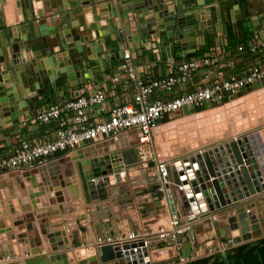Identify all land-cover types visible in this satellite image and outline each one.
Returning a JSON list of instances; mask_svg holds the SVG:
<instances>
[{"label":"crops","instance_id":"obj_1","mask_svg":"<svg viewBox=\"0 0 264 264\" xmlns=\"http://www.w3.org/2000/svg\"><path fill=\"white\" fill-rule=\"evenodd\" d=\"M49 1L51 9L43 16L45 23L42 26L37 25V33L45 34V36H41L42 38L39 40L34 37L33 43L35 45L33 47L30 45L31 50H41L45 56L46 48L43 47L42 39L46 38L51 53L66 52L72 59L78 60L79 52L77 50H84L85 60L79 63L81 69L79 71L76 69V77L70 79L65 74H59V78L55 81L56 87L48 79H41L38 76L35 80L31 68H27L25 73L20 72L18 69L20 66L10 64L12 63L11 48L3 47L2 44H6L7 36L11 38V27H17L20 44L34 36L35 30L31 23L38 18H43L42 16L39 17L44 8L43 2L25 1L24 3L23 0L21 1V14L25 21L22 24L19 19L21 15L17 7V0H2L0 2V75H3L4 82L10 86V77L15 76L17 78V84H20L21 88L16 91L15 89L14 91L11 90V92H15L19 100L22 101L20 102L22 104L21 109L15 112L18 119L7 125V130L0 132V142L5 140L0 145V158L10 156L15 146L23 140L36 144L55 139L56 123L22 126V121L28 116L45 110L53 103L60 104L78 94L93 93L98 88L106 90L109 105L130 102L135 92L134 85L128 84L127 86L122 83L117 88H113L112 83V78L117 75H122L124 79L122 72L123 54L127 50L131 52L138 75L144 80L160 79L176 74L177 70L174 66L176 62L223 51L229 53L235 61V70H221V75L225 78L255 63H261L264 66V48L257 53H251L247 49L254 39H264V0H206L205 6L201 9L204 16L199 14L197 16L200 21H197L196 16H193L196 28L203 25V33L201 37L193 39V27H188L189 35L192 36L186 42L187 48L185 50L179 43H171V38L170 41L167 38L159 41L155 36H152L154 46H146L141 33L137 39H132L130 35L139 30L137 29L139 21L143 20L141 11L126 9L131 7L132 3L125 5L126 10H122V4H117V0H99V10L97 14L93 10L88 13V22H93V17L96 15L102 17L106 23H111L110 13L118 12L119 16L113 19L112 29L115 28L117 33L124 31L126 36L125 41L121 44V49L117 45L114 33L110 38L108 37L103 43V48L107 54H96V47L92 45L95 32H86L83 27L77 28L83 24V19L80 11L73 12V15L70 16V12L75 8V0ZM178 2L179 4H177ZM165 3L169 7L177 4L180 10L185 11V5L181 3V0H165ZM201 19L204 21L201 22ZM224 27L225 29H223ZM6 28H8V32L5 35ZM200 29L202 30V28ZM239 47H243L242 52H239ZM112 48H114L113 51H107ZM203 49H207L206 52L202 56H197ZM19 55L22 56L23 52L21 51ZM76 64L75 68H77ZM200 79V75H197L196 82H201ZM180 93L181 91L177 90L175 95ZM0 94H5V91ZM15 103L17 100L13 97L11 99L12 106ZM12 106L10 105L9 108ZM194 116L197 115L191 114L188 117L190 119ZM5 121L0 110V124H4ZM73 154L76 153L49 163L39 169L37 174L13 172L0 176V258L2 260H11L12 258L9 256L13 254L15 255V264H24L21 257V250L24 248H28L29 251L36 249L51 251V247L57 244L55 240L58 239L56 237L58 233L60 235L65 233L64 237L70 240V247L79 246V244L81 247H94V242L99 236H108L117 229L115 227L116 222L113 220L116 215L112 214L113 218L111 219V215L108 217L107 210L100 208L103 204L87 200L80 180L78 166L81 161L92 160L100 153L95 149L93 153L84 152V156L77 153L74 158L72 157ZM83 157L86 160H83ZM144 179L152 183L151 178L145 177ZM63 181L69 182L70 185L61 187ZM53 186L54 189L52 190ZM159 197L155 188L152 187L146 190L145 195L133 200L134 206L139 208L138 204L141 206L142 203L150 206L160 205ZM112 200L118 205L115 208L125 206L120 204L122 199L119 197ZM104 204L109 205V202ZM148 210H150L148 213L159 212L157 207ZM247 210L258 220L260 219L259 212L264 215V204L257 207V210L251 208ZM136 211L129 208L123 209L122 213L117 214V216H121L124 225L131 221L136 224L134 218L141 219L140 210ZM235 212L236 210H233L230 213L234 214ZM211 225L195 227L198 240L203 244L206 235L214 237L213 232H210L212 230ZM222 225V227L220 226L222 237H226L229 233L228 225ZM263 228L261 227L262 230ZM199 229H204L201 233L208 230L209 232L202 235L199 233ZM44 232L53 235L51 238L54 240L53 244L49 243L43 234ZM139 242L140 240L135 241L136 244ZM209 244L208 241L205 246H209ZM41 257L43 256H31L28 259ZM149 261L152 264V256H149Z\"/></svg>","mask_w":264,"mask_h":264},{"label":"built area","instance_id":"obj_2","mask_svg":"<svg viewBox=\"0 0 264 264\" xmlns=\"http://www.w3.org/2000/svg\"><path fill=\"white\" fill-rule=\"evenodd\" d=\"M263 48L264 39L262 38L254 39L247 47L251 53L261 52ZM238 50L242 52L243 47H239ZM123 58L124 79L122 75H117L112 78V83L113 88H117L122 83L127 86L128 84L134 85L135 92L130 102L109 105L106 90L98 88L93 93L78 94L63 103L49 105L45 110L23 120L22 126L56 123L55 139L36 144L30 143L28 140L19 142L10 156L0 158V176L13 172L31 171L64 159L72 153L83 155L87 151L93 153V150L96 149L105 156L107 159L105 163L113 169L122 166L127 170L144 172L148 177L151 175L156 192L163 198L166 205L171 207H169L171 217L169 222L160 225L155 231H144L142 234L132 231L124 238L118 239H113L111 235H102L96 239L93 246L101 248L141 239L144 246L150 249L154 242H165L166 249L172 254L171 257L179 259L180 264L199 260L206 250L199 249L197 251L198 237L194 233V227L213 218L207 216L209 214L208 204L201 203L202 200L205 201L203 194L199 198L198 194L201 193L196 194L190 185L191 181L197 177V169L193 164L189 167V163H184L183 160L188 161L196 154L213 149L212 144L199 145L181 155L162 160L156 153L154 145L161 146L160 141L165 135L160 132L162 127H169L168 125L177 121L188 120L189 115L183 114L186 109H194L196 115L210 111L213 113L222 106L228 105V102L235 103L243 99L252 90L264 91V66L261 63H255L225 78L221 75V70H235V61L229 53L223 51L176 62L174 65L177 70L176 74L160 79L144 80L136 71L131 52L125 51ZM197 75H200L201 78L199 83L196 82ZM256 84H259L258 88L254 87ZM177 90H180L181 93L175 95ZM243 91L245 93L238 96ZM187 123L189 122L187 121ZM261 131H264L263 124L249 127L243 132L230 134L216 142L224 145L230 140H242L245 147L248 143L251 147L250 150L255 152V144L257 145L255 138ZM155 137H157V141L154 142ZM244 138L247 139L246 143ZM133 148L137 149L139 160L135 164L125 165L122 154ZM259 151L263 154L264 144L260 145ZM256 158L259 159V156L256 155ZM95 160L98 159L92 161ZM171 164H177L178 172L182 173L180 175L182 185L176 186L177 191L185 192L188 188L195 197V203L190 204L194 215H188L184 205H182L181 213L178 209H174V198L171 193L172 183L169 180L168 172V167ZM98 170L100 173V169ZM98 172L92 173L94 175L93 182L100 179L110 181L105 175L96 176ZM116 176V179L120 177L117 173ZM118 180L120 181V178ZM111 185L113 183L105 186V189ZM202 208L207 211L202 212ZM195 209H198L199 213ZM217 211L218 215L225 213ZM229 242L232 243V240ZM142 246H135L125 252H132L137 256L141 252ZM161 250L160 248L157 252ZM187 250H189L188 253ZM224 252L223 250L222 253ZM3 262L4 260H0V264Z\"/></svg>","mask_w":264,"mask_h":264},{"label":"water","instance_id":"obj_3","mask_svg":"<svg viewBox=\"0 0 264 264\" xmlns=\"http://www.w3.org/2000/svg\"><path fill=\"white\" fill-rule=\"evenodd\" d=\"M1 1L2 0H0V2ZM21 1L22 0H17V7L19 8V14L21 15L19 19L22 24L25 21L21 14ZM23 1L24 3L25 1H42L44 8L39 14V17L45 16V14L51 9L49 5V0ZM205 1L206 0H181V3L185 5V11H183V9L180 10L177 5L179 4V2L176 5L169 7L166 5L165 0H117V4H122V10L133 9L137 12L141 11L142 13L143 20L139 21V26L137 28L139 30L137 32H133L130 35L132 39H137V37H139L141 33L143 36L142 40L146 44V46H152V36H155L157 39H159V41L164 38H167L168 41H170L169 39L171 38V43L177 42L181 45L182 49L185 50L187 48L186 42L189 41V38L192 36L189 35V30L187 29L188 27H193V39L199 36L201 37V34L203 33V25L202 27L196 28L193 22V16H196L197 21H200V19L197 17L198 14L204 16V12H202L201 9L205 6ZM128 3H132V6L125 9L124 6ZM74 4L75 8L70 12V16L73 15V12L80 11L83 19V24L78 26L77 28L83 27L84 31L86 32H95V37L92 39V45L96 47V54H107L106 50H104L103 48V43L108 37L110 38L113 33L116 35L117 45L119 46V49H121V44L126 39L124 31L117 33L115 28L112 29V25H114L113 19L119 16L118 12L114 14L113 12L110 13V18L112 20L111 23H106L105 21H103L102 17L96 15L93 17V22L89 23L87 15L91 10H93V12L97 14L99 10V0H75ZM44 18L45 17L38 18V20L31 23L32 28L35 30L34 36H31L29 37V39L24 40L25 42H22L21 44V41L17 35V27H11L10 32L12 39L7 36V42H5V45L2 44V46L11 48L12 63L10 64L12 66H20L18 69L22 73H25L27 68H31L32 76H34L35 80L39 76L41 79H48L54 85V87H56L55 81L59 78V74H65L70 79L76 77V69L77 71L81 69V64L79 63L85 60V54L84 50H77L79 52V59L76 60L75 58L72 59L71 56H68L66 52L51 53L46 38L42 39L43 47L46 48L45 56L43 55L41 50H31L30 45H32V47L33 45H35L33 43L34 37L35 39L39 40V38L45 36V34L37 33V25L42 26L45 23ZM203 21L204 19H201V22ZM234 27L236 26L234 25ZM200 28H202V30ZM7 29L8 28H6V30L4 31L5 35L8 32ZM223 29H225V27ZM113 49L114 48L107 51L111 52L113 51ZM21 51L23 52L22 56L19 55ZM91 52H94V50H91ZM75 64L77 65V68H75ZM16 79L17 78L15 76L10 77V86L9 84H7V82H4L5 79H3V75H0V93L2 91H5V94H0V110L2 111L3 117L6 120L4 124H0V132L7 130V125L13 123L15 120L18 119L15 112L19 111L22 107V104H20V102L22 101L19 100L18 95L15 92H11V90L14 91L15 89L16 91L21 88V85L17 84L18 81H16ZM254 87L258 88L259 84H256ZM243 93L245 92L243 91L242 93H239L238 96L242 95ZM13 97L15 98V100H17V103L12 106L11 99H13ZM26 99L23 100L26 101ZM10 105L12 106L11 108H9ZM194 113V109H186L183 112L184 115H190ZM28 118H30V116H28L27 119ZM260 136L264 140V131L260 132ZM217 140L219 139L215 140L212 138L210 140H207L206 143L201 144V146H204L205 144H212L211 146L213 147V149H209L207 152H203L202 154H196L195 156L190 157V160L188 161L183 160L184 163H189V167L191 164H193L194 168L197 169V177L191 181L190 185L196 194L199 193V185H202L201 187L203 188V193L198 194V197L201 198L203 194V196L208 202L207 204H210V208L208 209L209 211H215L216 209L221 212L229 209L236 210L239 224H233L231 221L234 220H230V224H227V229L230 233L229 236L232 238V243L234 247H238L253 241L263 239L264 234L263 230L261 229L262 225H259L258 222L255 223V221L253 220L252 225H248L249 218L245 212L246 208L245 206H241V204L246 201L255 200L258 197L263 196V194H261L264 191L263 156L258 150L256 144V151L253 152L252 150H250L251 147L248 145V143H246V138H244L245 143L247 144L246 147L243 145L242 140H230L228 142H225L224 145L219 142L217 143ZM4 142L5 140L0 142V145ZM158 147L161 149L159 145ZM157 152L159 158L162 160L163 156L161 152ZM262 153L264 154V151H262ZM255 154L259 156V159L256 158ZM122 156L125 165L135 164L139 160L138 151L135 148L123 152ZM94 162H96L97 165H100L99 161L95 160ZM90 163L92 162L89 160L86 162H81V164H79L78 166L84 194L87 200H100V202L102 203L107 198V190L105 189V185L103 184L95 185L92 180L94 178V175L92 173L89 174L86 172L85 165ZM176 166L177 164H171L168 167L169 180L172 183L171 193L172 197L174 198V204L177 205V208H175L174 205V209L179 208L178 210L181 213L182 205H184L187 214L194 215V211L190 209V203H195V197L193 193L190 192L191 190L188 189L189 193L187 192V190L185 192L177 191L176 186L182 185V182L180 180V175H182V173L178 172ZM198 167H200V170H198ZM39 169L41 168L33 169L30 172H33V174H37L39 172ZM222 174L224 175V178L221 176ZM96 176H100V173H97ZM230 177H234L233 179L236 182L234 188L229 183L231 179ZM226 182L229 186V189L225 187L227 186ZM63 185L64 184L62 183L61 186ZM53 189L54 186L52 187V190ZM228 190L230 191V195L228 193ZM189 196L191 197L190 201H188ZM250 196L254 197L239 203L238 199H243ZM59 201H62V199H59ZM195 210L199 213L198 209ZM206 211V209L202 208V212ZM43 234L48 239L50 244L54 243V240L51 239L53 235L47 234L46 232ZM60 236L61 235L59 233L56 235L58 239L55 240V242L57 241L58 243L60 241ZM60 244L59 246L53 245L49 253L43 252V249L32 250L31 253H29L31 256L36 257L42 255L43 257L23 260L24 264H58L56 258L57 255H55L56 252H60V250L66 251L67 247L70 245L68 244L67 246H64V244ZM94 248H92V254H94L93 257L95 258V260L94 262H92V264H109L111 262L117 261L123 257V250H125V248L122 249V247H120L119 245H108L103 246L101 248ZM82 251L85 252L84 249H82ZM84 256L86 257L85 254ZM9 257L14 258L15 255L12 254Z\"/></svg>","mask_w":264,"mask_h":264},{"label":"rangeland","instance_id":"obj_4","mask_svg":"<svg viewBox=\"0 0 264 264\" xmlns=\"http://www.w3.org/2000/svg\"><path fill=\"white\" fill-rule=\"evenodd\" d=\"M197 115H202V116H199V118H197L196 120H192L191 124H188L187 120H185L186 122L177 121L175 123L168 125L169 127L165 132L164 138L160 141L161 149L158 147V145H154L155 146L154 149H156V153L158 154L157 151H159L161 152L163 158L169 159L171 157L181 155L183 152L189 151L199 145L201 146L202 143H206L207 140H210L212 138L215 140L221 139L230 134L232 135L233 133L243 132L249 127H254L257 125L264 124V91L260 92V91L252 90V92L247 94L246 97L235 103L228 102V105L222 106L213 113L206 112L204 115L202 113H199ZM216 116H220L218 123L216 121ZM162 130L163 129H161V131ZM162 133H164V131ZM76 158L78 159V157ZM96 158L98 159L97 161L100 162V165H97L96 162L92 161ZM83 160L86 159L83 157ZM92 160H91L92 163L88 164V167L85 165L86 171H90L91 173H93V172H98L99 171L98 169H100V175H105L110 179V181L115 180V182L113 181V185H111V187H109V190H107L106 193L107 198L104 200V202L101 203L100 200H98L99 203L103 204L102 206H100V208L107 210V213H109L108 217H110L111 215V219H112L113 218L112 214L116 215L115 218H113V220L116 222L115 227L117 229H115L114 232L110 234L113 237V239H118L121 237L124 238L132 231L139 232L140 234H142L144 231L146 232L155 231L157 226L159 227V225H164L167 222H169L171 210L169 206L166 205V202L163 200L162 197H159L160 199L159 200L160 205L158 204L159 206L158 205L150 206L149 204L146 203H142L141 206L140 204H138L139 208L134 206L133 200L138 199L140 196L145 195L146 190L151 189L153 187L151 182L149 183L148 180L144 179L145 177H148L144 172H138L133 169L127 170L122 166L117 169H113L110 165H107L105 163L107 160L105 156L100 154L93 157ZM81 162H86V161H81ZM116 173L120 175L119 177L120 181L118 180L119 178L116 179ZM148 178H151V175ZM63 184L65 186L69 185V183H67L66 181L65 182L63 181ZM64 185L61 187H65ZM113 192H114V197H113ZM116 197L122 199L120 201V204H124L125 205L124 207L119 206L115 208V206L118 205L115 204V202L112 199H115ZM105 202H109V205L108 204L105 205L104 204ZM261 204H264V196L258 197L255 200L246 201L243 204H241V206H245L246 209L251 208L257 210V207H260ZM160 206L161 208L159 209ZM154 207H157L159 212L148 213V211H150L148 209H154ZM127 208L134 209L135 211L140 210L141 219L138 217L134 218L136 224L134 221H131L129 224L127 223L124 225L121 216L120 215L117 216V214L122 213L123 209H127ZM233 210L235 209H229L223 211V213L231 212ZM262 215L263 214L259 212L258 216L260 218V222L263 228L264 215L263 216ZM207 224L210 225L212 224L211 225L212 230H210V232H213L214 237L209 235L205 236L204 238L205 243L209 241L210 243L209 246H205V243L203 244L199 240L197 241L198 243L196 245L197 251L199 249L206 250L205 254L200 257L201 259H205L214 256L216 254H225L228 250L234 248V245L229 242L231 240L229 233L228 236L222 237V233L220 230V226L222 224L219 221L215 219H208L207 221L200 223L197 226L199 227ZM195 227H194V233L196 232ZM203 230L199 229V233L202 235L209 232L208 230L201 233ZM263 234H264V228H263ZM165 246H167L165 242H154L153 244H151L150 246L151 252H157V250L161 248L162 249L161 252L166 251L167 253V256L163 257V259L153 260L152 264H180L179 262L180 260L172 258L171 257L172 254L168 249H166ZM82 249L86 250L87 247H81L80 244L79 246L67 247L68 254L71 256V260L73 264L86 263V257L84 256V253L81 252ZM223 250L225 251L224 253H222ZM188 251L189 250H187V253ZM0 260H2V258H0ZM136 260L140 261V258L138 257ZM111 263L125 264L118 260ZM137 263L139 264V262Z\"/></svg>","mask_w":264,"mask_h":264},{"label":"bare ground","instance_id":"obj_5","mask_svg":"<svg viewBox=\"0 0 264 264\" xmlns=\"http://www.w3.org/2000/svg\"><path fill=\"white\" fill-rule=\"evenodd\" d=\"M216 111V110H215ZM214 111V112H215ZM211 112V111H210ZM203 115L205 114V113H202ZM194 115V114H193ZM220 115V114H219ZM199 116H202V115H197V116H194V117H192V118H190L189 119V117H188V122H190V123H188V124H191L192 123V120H196L197 118H199ZM221 116V115H220ZM220 116H216V121H217V123L219 122V118H220ZM215 119V118H214ZM264 125V124H263ZM161 129H163V131H164V133H165V131L168 129V127H162ZM161 129H160V132H163V131H161ZM255 140H256V143H257V147H259L260 148V145L262 146V144H264V142L262 143V139H261V136H260V134L258 135H256V138H255ZM155 141H157V138L155 137V139H154V142ZM259 148H258V150H259ZM77 155V153L76 154H73V156L72 157H74V156H76ZM262 156H264V154H262ZM75 158V157H74ZM48 165V164H47ZM46 166V165H45ZM44 166V167H45ZM86 166L88 167V164H86ZM41 168H43V167H41ZM27 172H30V171H27ZM26 172V173H27ZM89 174H90V171H87ZM223 178H224V175L222 174L221 175ZM238 177V176H237ZM231 179H230V181H229V183H230V185L231 186H233V188H234V185H235V180L232 178V177H230ZM76 181H77V179H76ZM104 181H106V183H104ZM113 181L115 182V180H112V181H109V180H107V179H100L99 181H97V182H94V184L95 185H101V184H103V185H105V186H108L110 183H113ZM102 182V183H101ZM25 183V182H24ZM226 185H227V182H226ZM202 185H199V193H203V188L201 187ZM226 188H228L229 186L227 185V186H225ZM229 189V188H228ZM106 190H109V189H106ZM187 191H189L188 190V188H187ZM191 192V191H190ZM228 193H229V195H230V191L228 190ZM261 194H263L264 195V191L261 193ZM254 196H250V197H247V198H241V199H238V201H239V203L240 202H242V201H244V200H249V199H251V198H253ZM191 197L189 196V198H188V201H190L191 199H190ZM205 199V198H204ZM44 200H45V198H44ZM237 201V202H238ZM43 202V201H42ZM201 203H205L206 205H207V200L205 199V201L204 200H202V202ZM190 204H192V203H190ZM175 205V204H174ZM208 206H210V204H208ZM169 207H170V205H169ZM171 208V207H170ZM175 208H177V205H175ZM208 208V207H207ZM210 208V207H209ZM179 209V208H178ZM218 209H216L215 211H209L208 213V215L207 216H212V218L213 219H215V220H217V221H219L221 224H230L229 222H230V220H234V221H231L233 224L234 223H238L239 224V220H238V216H237V214H236V212L233 214V213H231L230 214V212H226L225 214H221V215H218L217 213H218V211H217ZM245 212H246V215L248 216V222H249V224L248 225H252V220L253 221H255V223L256 222H258L259 223V225L261 224L260 223V219H258V220H256L255 218H254V215L252 214V213H249L248 212V210L247 209H245ZM255 212V211H254ZM251 214V215H250ZM252 217V218H250V217ZM6 231V230H5ZM10 234V233H9ZM65 236V233H61V236H60V241L57 243V244H55L56 246H59V244L61 243V244H64V246H67L68 244H70V240H69V238H67V237H64ZM240 236H241V234H240ZM15 237V236H14ZM11 238V237H10ZM231 240H232V238H231ZM60 244V245H61ZM8 245V244H7ZM116 245H119L120 247H122V249L123 248H125V246L126 245H128V246H126V248H125V250H128V249H132L133 247H135L136 245H138V246H142L141 248H142V250H141V252H139V254L136 256L135 254H133L132 252H125V250H123V257L121 258V259H119L118 261H120V262H123V263H125V264H138L137 262H139V264H151L150 263V261H149V256L151 257L152 256V258H153V260H158V259H163V257H165V256H167V253H166V251H160V252H151L150 251V249L148 248V247H146V246H144V243H143V241L140 239V242L139 243H135V241H132V242H121V243H116ZM108 246V245H107ZM103 247V246H102ZM91 248V249H90ZM92 248H94V247H87V249L85 250V252H83L82 251V253H84L85 255H86V264H92V262H94V260H95V258L93 257L94 256V254H92ZM28 249V248H27ZM26 248H24V249H22V259L23 260H26V259H28V258H30L31 257V255L29 254V253H31V251L32 250H27ZM95 249V248H94ZM44 251L43 252H45V253H49L50 251H46V249H43ZM143 253H144V255H143ZM55 255H57L56 256V258H57V262H58V264H65V263H68V264H73V262H72V260H71V256L68 254V251L66 250V251H63V250H60V252H56V254ZM61 255V256H60ZM140 258V261H137L136 259L137 258ZM145 258V259H144ZM15 258H12L11 260L9 259V260H6V261H4L3 262V264H15V260H14ZM136 261V262H134V261ZM2 261V260H1ZM70 262V263H69ZM141 262V263H140ZM109 264H112V263H109Z\"/></svg>","mask_w":264,"mask_h":264},{"label":"trees","instance_id":"obj_6","mask_svg":"<svg viewBox=\"0 0 264 264\" xmlns=\"http://www.w3.org/2000/svg\"><path fill=\"white\" fill-rule=\"evenodd\" d=\"M203 49L197 56H202ZM187 264H264V238L228 250L225 254L192 261Z\"/></svg>","mask_w":264,"mask_h":264}]
</instances>
